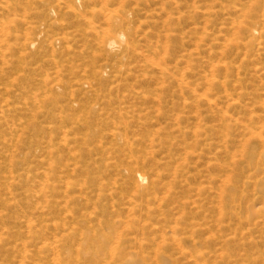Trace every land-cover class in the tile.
<instances>
[{
	"label": "rangeland",
	"instance_id": "1",
	"mask_svg": "<svg viewBox=\"0 0 264 264\" xmlns=\"http://www.w3.org/2000/svg\"><path fill=\"white\" fill-rule=\"evenodd\" d=\"M0 264H264V0H0Z\"/></svg>",
	"mask_w": 264,
	"mask_h": 264
},
{
	"label": "bare ground",
	"instance_id": "2",
	"mask_svg": "<svg viewBox=\"0 0 264 264\" xmlns=\"http://www.w3.org/2000/svg\"><path fill=\"white\" fill-rule=\"evenodd\" d=\"M123 39H124V35L119 34L116 40H110L108 42V47H110L111 49L116 48L118 44L117 40L122 41ZM146 180H147L146 176H144L143 174H138V176H136V182H137L136 188L140 190V187L146 182ZM151 186H153V183Z\"/></svg>",
	"mask_w": 264,
	"mask_h": 264
}]
</instances>
